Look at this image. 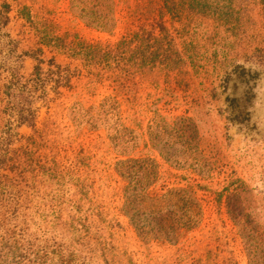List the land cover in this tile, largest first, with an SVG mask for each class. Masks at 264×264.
<instances>
[{
    "label": "rangeland",
    "instance_id": "obj_1",
    "mask_svg": "<svg viewBox=\"0 0 264 264\" xmlns=\"http://www.w3.org/2000/svg\"><path fill=\"white\" fill-rule=\"evenodd\" d=\"M28 10L105 48L162 19L180 56L143 72L91 65L39 44ZM0 16V264H264V0H0ZM38 48L42 77L55 58L72 87L34 93L33 127L8 85L35 77ZM144 159L157 167L122 163ZM129 176L197 204L133 208Z\"/></svg>",
    "mask_w": 264,
    "mask_h": 264
},
{
    "label": "trees",
    "instance_id": "obj_2",
    "mask_svg": "<svg viewBox=\"0 0 264 264\" xmlns=\"http://www.w3.org/2000/svg\"><path fill=\"white\" fill-rule=\"evenodd\" d=\"M25 9L26 7H23V11ZM22 16L31 23L33 29H35L37 34H39V44L50 47L53 50L61 51L71 57L81 56L91 65H99L105 68L107 67L108 62L113 60L118 65H123L128 69L132 68L135 69V71L143 72L153 70L159 66L171 68L172 64L177 62L173 60L172 56L176 55L177 58L180 56L174 46L175 44L174 40L171 38L170 30L162 19L154 20L153 23L150 24V28H147V25L145 24L138 30L129 32L128 35L122 37L114 48L109 46L105 48V45L100 42L92 43L85 42L81 38L74 39L73 37H75V35L69 32L60 34L59 24L48 21L47 19L39 23L33 19L29 10ZM9 20L10 18L6 16V22L4 24L6 25ZM43 54L44 52L42 48H38L33 55L31 54V56L37 61V64L35 65V72L33 73L35 77L30 79L27 83L22 84L21 81L23 76L17 73L13 76L11 84L8 85L10 90L8 91V94L11 97V102L17 105L19 97H22L25 100V103H22L21 107H19V120L22 123H30L33 127H36V111L32 107L34 102V93L41 89H43V92L45 93L46 84L49 81L54 83L53 89L58 94H62L60 91L61 87H72L70 84V68L68 66L64 67L63 65L58 64L55 58L49 59L47 63L49 68L46 71L47 76L42 77L44 72L43 64L47 62L42 57ZM128 72L131 73V71ZM27 140L34 143L36 139L28 137ZM35 153L36 152L31 150L26 151L28 163L31 164V169H27L26 171L39 172V168L43 166L40 159L35 157ZM37 160H39V164H41L39 167L34 165V162ZM141 162H148L151 164V167H157L155 162L150 159L132 162L125 161L122 163L127 166L126 168L134 170L133 173H137L142 168H145V166H140L138 164ZM147 172L149 173L151 170L149 169ZM23 175L24 174H20L19 176ZM129 177L130 179L133 178L132 176ZM9 178H11V181H14L12 177ZM130 179L127 180L128 185H126L124 189L126 193V202L133 208L139 206L141 203H144L146 206L152 208L154 212H158L157 209H160L165 203L171 204L175 197L179 200L183 199V202L192 200V203L197 204L194 198L190 199V197L187 198L184 194H182L186 191L184 189L170 191L168 194H164L159 198L149 197L144 194V191L151 185L150 181L145 180V184L140 180V177L133 181ZM1 197L3 198L2 187L0 188V198ZM6 201H3V204ZM7 204L8 201L5 205ZM164 215L165 216H162L161 218L160 224L163 223L166 225L167 229H165V232H169L170 229H172V232H176L178 229H176L177 227H175V222L172 220L170 213L168 212ZM192 218L193 217H190L189 221L192 220Z\"/></svg>",
    "mask_w": 264,
    "mask_h": 264
}]
</instances>
